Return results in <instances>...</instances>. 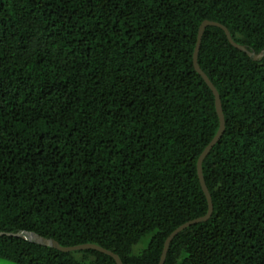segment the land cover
Returning a JSON list of instances; mask_svg holds the SVG:
<instances>
[{"label":"trees","instance_id":"trees-1","mask_svg":"<svg viewBox=\"0 0 264 264\" xmlns=\"http://www.w3.org/2000/svg\"><path fill=\"white\" fill-rule=\"evenodd\" d=\"M204 19L264 48V0H0V231L158 264L207 210L196 162L219 121L192 62ZM197 61L225 121L202 161L212 213L163 264H264V56L209 25ZM0 257L116 264L7 235Z\"/></svg>","mask_w":264,"mask_h":264},{"label":"water","instance_id":"water-1","mask_svg":"<svg viewBox=\"0 0 264 264\" xmlns=\"http://www.w3.org/2000/svg\"><path fill=\"white\" fill-rule=\"evenodd\" d=\"M209 25L220 27L224 31L228 41L234 47L245 52L252 59L258 60L264 56V48L258 52H254L253 50H250L245 45L235 42L233 40V38L231 37V34H230L229 30L227 29V27L218 21L204 19L199 24L198 30H197L196 43H195V47H194V51H193V55H192V62H193L194 69L199 73V75L202 77V79L205 81V83L208 85V87L211 89V91L213 93L215 111H216V114L218 116V121H219L218 128H217L215 134L213 135L211 140L207 143V145L203 148V150L200 152V154L197 158V162H196L197 177H198L201 189H202V191L206 197L207 210L203 215L183 222L182 224L177 226L175 229H173L167 235V237L165 238L164 243H163V247H162V251L160 254L158 264L164 263V259H165V256H166V253L168 250L169 243L179 231H181L182 229H184L185 227H187L191 224L206 221L212 213L211 195H210V193L207 189V186L205 184V181H204V177H203V173H202V161L205 158V156L208 154L210 149L213 147V145L220 139L221 135L223 134L224 127H225V121H224V114H223L222 107H221V100H220L219 93H218L217 89L215 88V86L213 85V83L211 82V80L205 74V72L200 68L198 61H197V55H198L201 37H202V34L204 32L205 27L209 26ZM1 235L20 237V238L35 242V243L40 244V245L53 247V248H55L59 251H63V252H68V251H73V250H82V249H94V250L100 251L104 254L111 256L114 259L116 264H123L121 258L119 257V255L117 253H115L112 250H109L107 248H104L98 244H95V243L86 242V243H79V244H74V245H61L57 240H55L52 237H45V236H42V235H40L34 231H30V230H21L19 232L0 231V236Z\"/></svg>","mask_w":264,"mask_h":264},{"label":"rangeland","instance_id":"rangeland-1","mask_svg":"<svg viewBox=\"0 0 264 264\" xmlns=\"http://www.w3.org/2000/svg\"><path fill=\"white\" fill-rule=\"evenodd\" d=\"M149 239H150V234L144 235L140 239L139 242L135 243L132 246V252L133 253L140 252L143 248H145L147 246V244L149 242ZM0 264H20V263L0 257ZM83 264H92V263H89V262L85 261Z\"/></svg>","mask_w":264,"mask_h":264}]
</instances>
